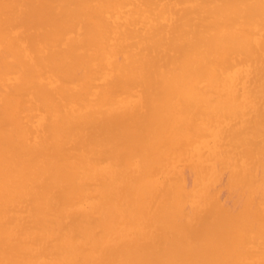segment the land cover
<instances>
[{
	"label": "bare ground",
	"instance_id": "bare-ground-1",
	"mask_svg": "<svg viewBox=\"0 0 264 264\" xmlns=\"http://www.w3.org/2000/svg\"><path fill=\"white\" fill-rule=\"evenodd\" d=\"M0 264H264V0H0Z\"/></svg>",
	"mask_w": 264,
	"mask_h": 264
}]
</instances>
